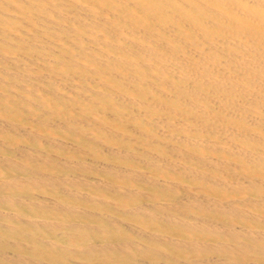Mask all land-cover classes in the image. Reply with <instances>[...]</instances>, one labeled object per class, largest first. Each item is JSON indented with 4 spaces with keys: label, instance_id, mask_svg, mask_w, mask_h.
<instances>
[{
    "label": "bare ground",
    "instance_id": "6f19581e",
    "mask_svg": "<svg viewBox=\"0 0 264 264\" xmlns=\"http://www.w3.org/2000/svg\"><path fill=\"white\" fill-rule=\"evenodd\" d=\"M0 264H264V0H0Z\"/></svg>",
    "mask_w": 264,
    "mask_h": 264
}]
</instances>
